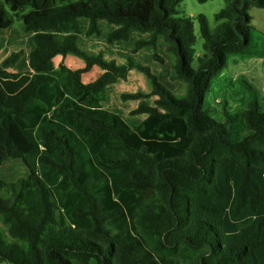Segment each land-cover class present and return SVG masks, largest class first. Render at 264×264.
I'll list each match as a JSON object with an SVG mask.
<instances>
[{
    "label": "trees",
    "instance_id": "1",
    "mask_svg": "<svg viewBox=\"0 0 264 264\" xmlns=\"http://www.w3.org/2000/svg\"><path fill=\"white\" fill-rule=\"evenodd\" d=\"M203 3L209 0H196ZM211 29L204 14L180 16L182 0H0V33L14 20L31 33L24 72L0 64V166L20 159L28 170L14 181L0 178V261L11 264H264V108L256 100L240 113L246 135L231 138L235 116L217 122L204 109L212 79L229 54H247L251 7L264 0H224ZM87 36L98 22L115 28L107 44L126 42L132 54L166 43L173 56L174 95L152 69L132 55L124 64L89 54L77 44L79 19ZM194 21L204 53L194 59ZM73 55L80 69L63 59ZM62 60L57 65L55 57ZM97 65L91 82L82 74ZM141 72L150 91L121 93L137 100L130 125L101 102L105 88ZM152 101L149 102V99Z\"/></svg>",
    "mask_w": 264,
    "mask_h": 264
},
{
    "label": "rangeland",
    "instance_id": "2",
    "mask_svg": "<svg viewBox=\"0 0 264 264\" xmlns=\"http://www.w3.org/2000/svg\"><path fill=\"white\" fill-rule=\"evenodd\" d=\"M224 6V0H209L203 3H199L196 0H182V2L179 4L178 10L180 16L195 17L197 14H204L207 18L209 27L213 29L217 25V21L215 20V13L222 9ZM249 14L251 16V23L254 25V28L250 30V43L247 48L248 53L243 55H227L226 67L223 68L222 71L212 79L210 89L205 93L204 96V109H206L208 114L217 122H224L226 120L225 112L228 115L237 117L235 118L234 123L231 124L230 129L231 138L235 140H240L246 135V130L243 126V120L240 117V113L248 108L249 104L253 100L257 101L260 108H264V9L251 7L249 10ZM9 32L16 37L20 36L19 34L24 36H20L21 40L20 42H18L17 40L13 39L10 33L4 34L3 31L0 33V64L11 53V50H17L18 47H21L20 50L24 51V55H22L11 67L7 68V70L12 72H22L23 70L28 69L26 55L30 49V42L26 38L27 33H24L21 30L20 20H14L11 28L9 29ZM194 34L196 40L193 45L195 53L193 56L192 66L196 67L194 61L195 57L204 53L203 39L200 35L198 24L196 21H194ZM91 36H87L85 32L81 33V35L79 34V44L83 47V44H86L85 40H93L94 42L91 41V44L87 43L88 46L93 45L92 48L98 47L99 50H103L105 52L106 50L104 49V46L106 47V49H110L108 48V46L103 44V35ZM7 43H10V46H8V48H5ZM149 49V51L152 52V54L150 53L151 57L146 56L145 53H141L140 57H143L142 59L144 61L154 63V69L151 68L152 72L157 76L158 74H160V76H158L160 82L164 84L174 95L178 97L185 96L184 83L179 80H172L175 81L172 82L171 78L169 77V72L171 71L173 62V56H171V54L166 51V43L161 42L159 44V48H156V53L159 54L164 60L163 63L153 60V50L151 48ZM6 51L7 53H5ZM110 53L117 54L119 56V58H117L119 61H124L127 56L132 55L131 48H129V45L126 44H122L118 48L116 47V50H113ZM132 56L134 57L135 55ZM74 58L75 57H73V59ZM135 60L139 61L137 58H135ZM141 63L145 64L143 62ZM144 79L147 81L145 77ZM124 80H128L127 75L126 79ZM139 84L140 83H137L135 80H130L125 84L120 83V86H114L115 89L109 90L105 94L104 100L102 101L106 102L105 105L109 102V109L121 114L130 125H133L134 121L138 119V115L136 117L135 115L130 114V111L137 103L132 100L122 101L120 98L121 93L119 92L129 93V90L132 89V87H137L138 89L142 90L143 88H139ZM151 101L152 98L149 99V102ZM133 119L135 120L133 121ZM27 174L28 170L26 166L20 159L17 158H9L5 160V162L0 166V178L8 182L14 181L20 177H26ZM0 232L2 233V237L6 242L17 241L8 235V233L6 232V226L1 222V220ZM19 243L21 245H25V243L21 241ZM198 252L199 251H196L195 253L183 258L182 263L198 264ZM0 264L11 263L0 261Z\"/></svg>",
    "mask_w": 264,
    "mask_h": 264
},
{
    "label": "crops",
    "instance_id": "3",
    "mask_svg": "<svg viewBox=\"0 0 264 264\" xmlns=\"http://www.w3.org/2000/svg\"><path fill=\"white\" fill-rule=\"evenodd\" d=\"M87 24H88V22H87V20L86 19H84V18H80L79 19V25H80V30H82L81 31V33H83V32H85V30L87 29ZM98 25H99V28H100V30H101V35H103L102 36V38H103V44L104 45H106V46H108V48H110V49H106V47L104 46V49L106 50V52L105 51H103V50H99L98 49V47H96V48H92L93 47V45L92 46H88V44H91L92 42L91 41H93V40H85V42H86V44H83V47H82V45H80L79 44V40H80V37H79V34L81 35V33H79L78 34V36H77V43H78V46L81 48V49H83L84 51H86L87 53H89V54H97L99 51H101L102 52V54H103V57L106 59V60H113L114 62H116L117 64H123L124 63V61H125V59H124V61H119L117 58H119V56L117 55V54H112V53H110L111 51H113V50H116V47L118 48V47H120V45H122V44H126V45H129V48H131V52H132V48H133V43H134V41L135 40H137V39H140V38H144V39H146V38H148V34L147 33H138V32H133V33H131V35H130V37H129V40L128 41H126V42H116V43H114V44H107L106 42H105V40H104V36H105V34L106 33H108L109 31H111V30H113L114 28H115V26L114 25H109V24H107V23H105L104 21H99L98 22ZM8 30V31H7ZM104 30V31H103ZM3 33L5 34H8V33H10L9 32V29H5V30H3ZM2 33V34H3ZM3 34V35H4ZM11 35H12V33H10ZM20 36H24V35H21V34H19ZM101 35H99V36H101ZM20 36H18V37H16V36H13L12 35V37H13V39H15V40H17L18 42H20V40H21V37ZM30 36H31V33H27V39L29 40V42H30ZM1 37V36H0ZM91 37H93V36H91ZM95 37V36H94ZM97 38V37H96ZM9 42H12V41H9ZM94 42V41H93ZM98 42H100V41H98ZM161 42H164L163 40H161V39H159L158 40V42H157V48H159V44L161 43ZM88 43V44H87ZM10 43H7V45H6V47L5 48H8V46H10L9 45ZM95 46V45H94ZM21 49V47H18V49L17 50H20ZM30 49H31V42H30ZM29 49V50H30ZM17 50H11V52L12 51H17ZM150 49L149 48H147V47H145L144 49H140L139 51H137L136 53H133L132 55H135L134 57L135 58H137L138 60H139V62L141 61V62H143V63H145L146 65L148 64V66L150 67V68H152V69H154V67L153 66H155L154 65V63H152V62H148V61H144L142 58L143 57H140L141 56V53H145V55L146 56H149V57H151V54H152V52H150L149 51ZM29 52V51H28ZM5 53H7V51L5 52ZM4 53V54H5ZM151 53V54H150ZM23 55H24V51H23ZM27 55H28V53H27ZM27 55H26V59H27ZM73 57H75L74 59H73ZM72 59H73V63H72ZM120 59H122V58H120ZM61 60H62V58H61V56H57V57H55V64L57 65L58 63H60L61 62ZM154 60V59H153ZM152 61V60H151ZM63 62H64V64L67 66V67H69V68H71V69H80V68H82L83 66H84V62L80 59V58H78V57H76V56H73V55H66L65 57H64V59H63ZM227 64V63H226ZM226 67V66H225ZM224 67V68H225ZM27 69H25V70H23L22 72H24V71H26ZM156 71V70H155ZM19 72V71H18ZM171 72V71H170ZM170 72H169V77H170ZM102 73V70L97 66V65H94V66H92V68L88 71V72H85V73H83L82 74V80L84 81V82H91V81H93L95 78H97L100 74ZM158 74V73H157ZM144 75L142 74V73H140V72H138L137 70H134V69H131V70H129L128 71V73H127V81L126 80H122V79H118L116 82H114V83H112V84H110V85H108L106 88H105V94L109 91V90H111V89H115V87L114 86H120V83H123V84H125V83H127L128 81H130V80H135L137 83H140L139 84V88H143L142 90H140V89H138L137 87H132V89H130L129 90V92H137V91H139V92H143V93H147V92H149V86H148V83H147V81L144 79V77H143ZM158 76H160V74H158ZM168 77V78H169ZM162 80V79H161ZM163 81V80H162ZM172 81V80H171ZM164 82V81H163ZM172 82H175V81H172ZM132 84V83H131ZM114 87V88H113ZM121 88V87H120ZM112 93H115V92H112ZM119 93H122V92H119ZM108 94H110V93H108ZM132 101H135V103H137V104H135L134 105V107L132 108V109H134L137 105H138V101L137 100H132ZM105 103L106 102H101V104H102V106L103 107H105V108H108L109 109V102L105 105ZM136 117H137V115H135ZM146 116H145V114H138V119H133V121H134V124L133 125H137V124H139L144 118H145Z\"/></svg>",
    "mask_w": 264,
    "mask_h": 264
}]
</instances>
